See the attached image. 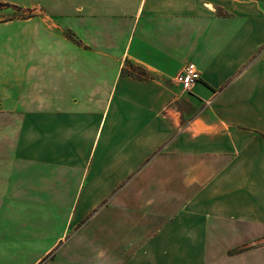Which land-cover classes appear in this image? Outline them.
<instances>
[{
  "label": "crops",
  "instance_id": "0c3cea01",
  "mask_svg": "<svg viewBox=\"0 0 264 264\" xmlns=\"http://www.w3.org/2000/svg\"><path fill=\"white\" fill-rule=\"evenodd\" d=\"M12 3L0 264H264V0Z\"/></svg>",
  "mask_w": 264,
  "mask_h": 264
},
{
  "label": "rangeland",
  "instance_id": "374dc122",
  "mask_svg": "<svg viewBox=\"0 0 264 264\" xmlns=\"http://www.w3.org/2000/svg\"><path fill=\"white\" fill-rule=\"evenodd\" d=\"M36 14L32 10L22 11L12 0H0V54H12L17 52L15 41L9 42L8 40H16L17 26L15 22L17 19L29 18ZM127 69H132L137 73H141L140 68L127 66ZM172 95L179 96L178 89L171 84Z\"/></svg>",
  "mask_w": 264,
  "mask_h": 264
},
{
  "label": "built area",
  "instance_id": "2783aa9c",
  "mask_svg": "<svg viewBox=\"0 0 264 264\" xmlns=\"http://www.w3.org/2000/svg\"><path fill=\"white\" fill-rule=\"evenodd\" d=\"M201 80V73L194 63H188L174 78L182 94L192 93Z\"/></svg>",
  "mask_w": 264,
  "mask_h": 264
},
{
  "label": "trees",
  "instance_id": "16d2710c",
  "mask_svg": "<svg viewBox=\"0 0 264 264\" xmlns=\"http://www.w3.org/2000/svg\"><path fill=\"white\" fill-rule=\"evenodd\" d=\"M132 66H134V65H132ZM140 70H141V73H137L136 71H133L132 69L131 70L130 69H124L123 73L127 74L129 76L138 78V79H146L147 78L146 73L141 68H140Z\"/></svg>",
  "mask_w": 264,
  "mask_h": 264
}]
</instances>
